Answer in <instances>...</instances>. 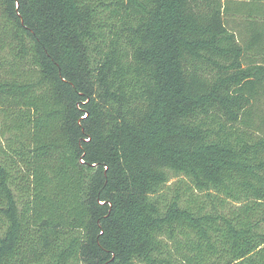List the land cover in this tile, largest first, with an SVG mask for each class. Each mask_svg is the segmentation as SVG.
<instances>
[{"label":"trees","instance_id":"1","mask_svg":"<svg viewBox=\"0 0 264 264\" xmlns=\"http://www.w3.org/2000/svg\"><path fill=\"white\" fill-rule=\"evenodd\" d=\"M226 1L0 0V264H264V7Z\"/></svg>","mask_w":264,"mask_h":264},{"label":"crops","instance_id":"2","mask_svg":"<svg viewBox=\"0 0 264 264\" xmlns=\"http://www.w3.org/2000/svg\"><path fill=\"white\" fill-rule=\"evenodd\" d=\"M227 3L229 16L232 20V27L236 30H238V28H245L246 30H248V21H250V18H248L247 16L249 15V13H251V11L253 10H256L257 8L263 9L262 7H264V1L256 2L255 0H227L226 4ZM260 14L262 16L263 12Z\"/></svg>","mask_w":264,"mask_h":264}]
</instances>
